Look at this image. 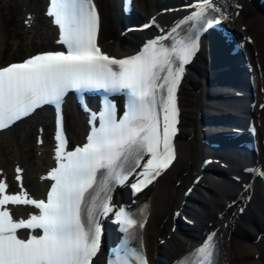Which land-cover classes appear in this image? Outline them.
I'll use <instances>...</instances> for the list:
<instances>
[{"label": "bare ground", "instance_id": "obj_1", "mask_svg": "<svg viewBox=\"0 0 264 264\" xmlns=\"http://www.w3.org/2000/svg\"><path fill=\"white\" fill-rule=\"evenodd\" d=\"M44 1L0 0V54L8 44L7 61L34 49L56 46L54 27L42 12ZM95 1L99 17L97 38L111 56H122L138 47L143 36L174 27L191 11L192 8L187 6L193 5L194 0H144L146 8L138 2L130 13L122 11L119 0ZM230 7L232 26L250 38L242 52V58L249 66L246 77L248 79L250 74L252 80L248 90L245 88L249 95L242 98L241 95L223 97L211 93L224 86L221 79H213L217 72L228 78L230 73L236 72L230 77L236 82L238 77L244 78V73L232 63L236 54L225 51L222 43L216 47V65L211 69L206 42L202 41L192 65L184 68L175 93L179 120L173 165L164 169L137 196L121 186L110 201L116 208L134 198L144 200L145 210L136 239L140 251L151 264H170L208 231L214 234L217 243L214 264H264V176L260 175L264 172V106H256L264 100V6L258 0H232ZM4 12H12L13 19L6 18ZM142 13L146 16L139 22L153 15L155 25L143 30L127 29V18ZM6 23L14 27L9 29L5 27ZM3 62L0 56V64ZM235 88L243 90L239 86ZM253 100L255 103L251 106ZM60 112L66 141L82 139L83 131L89 126L88 116L83 111H76L79 112L77 116L66 101L60 104ZM217 115L226 116L233 123H239L243 117L255 121L258 144L253 158L242 154L231 143L224 147L205 143L207 133L215 131V122L207 118L213 119ZM57 120V108H40L0 130V179L8 185V194L19 193L21 185L29 197L41 193L45 173L57 160L54 147ZM149 159L151 154L143 156L140 168ZM201 160H209L207 167L196 166L193 170V164L197 162L199 166ZM186 166L192 169L193 176L187 175ZM255 166H259L258 171ZM17 168L22 171L17 173ZM17 175L21 177L19 181ZM239 205L240 211L237 210ZM6 207H10L17 217L28 210L26 205L9 204ZM174 209H178L184 219L177 217L173 222ZM173 223L174 229L170 227ZM112 236L108 224L100 240L105 244ZM93 264H98V260L95 259Z\"/></svg>", "mask_w": 264, "mask_h": 264}, {"label": "snow or ice", "instance_id": "obj_2", "mask_svg": "<svg viewBox=\"0 0 264 264\" xmlns=\"http://www.w3.org/2000/svg\"><path fill=\"white\" fill-rule=\"evenodd\" d=\"M187 7L195 10L169 35L181 25L201 18L205 24L219 23L206 17L213 8L211 0H198ZM48 14L54 15L55 22L61 25L62 39L58 43L66 45L67 50L44 52L0 67V129L42 105L55 104L58 166L48 174L55 183L45 201L30 198L22 185L19 193L8 194V185L0 179V264H91L100 247V217L115 208L110 203L112 186L126 183L141 167L139 160L144 151L151 154V159L142 166V178L131 185L135 192L151 184L175 158V93L184 73L183 65L198 50L204 30V24L199 28L193 24L195 34L176 39L171 47L162 43L168 37L160 36L149 41L139 54L116 59L101 52L96 44L99 17L92 0H52ZM85 87L127 90V111L117 120L115 106L109 102L99 113L100 126L89 134L87 143L66 151L60 104L69 89ZM158 89L166 91L159 99ZM96 117L93 113L92 119ZM21 171L17 168V173ZM16 179L21 177L17 175ZM9 204L34 205L39 213L27 219H14L6 207ZM114 216L124 232L137 225V220L123 207ZM18 229H42L43 234L21 239ZM211 239L209 236L196 250L199 259H186L181 264H205L211 254ZM121 251L124 255L118 252L110 264H132L129 257L147 264L142 253L127 247V240Z\"/></svg>", "mask_w": 264, "mask_h": 264}, {"label": "rangeland", "instance_id": "obj_3", "mask_svg": "<svg viewBox=\"0 0 264 264\" xmlns=\"http://www.w3.org/2000/svg\"><path fill=\"white\" fill-rule=\"evenodd\" d=\"M135 1V0H134ZM141 3L142 4V6L143 7H145L146 8V5L144 4V0H137L136 1V3L134 4L135 6H137L136 4L137 3ZM119 4V3H118ZM10 14H12V12H10V13H6V12H4V15H5V17L6 18H8V19H10V20H12L13 19V17H12V15H10ZM12 18V19H11ZM9 27V29H11V28H13L14 26H12V25H10V23H6V25H5V27ZM9 42H10V40H8ZM10 52V46L8 45V44H6V46L5 47H3V49H2V51H1V54H0V56H1V61H7V55H8V53ZM76 112V111H75ZM76 115L77 116H79V112H76ZM67 119V118H66ZM69 141H71V140H69ZM173 165V164H172ZM195 165V164H194ZM185 172L187 173V175L188 176H193L191 173H190V171L192 172V169H190V168H188L187 166L185 167ZM170 212V209L167 211V213H169ZM263 255H264V252H263ZM263 260H264V257H263Z\"/></svg>", "mask_w": 264, "mask_h": 264}]
</instances>
